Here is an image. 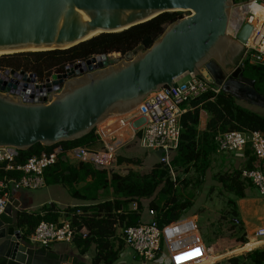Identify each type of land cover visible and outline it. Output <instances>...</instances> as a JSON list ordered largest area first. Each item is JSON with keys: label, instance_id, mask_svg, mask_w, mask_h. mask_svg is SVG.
Masks as SVG:
<instances>
[{"label": "water", "instance_id": "obj_1", "mask_svg": "<svg viewBox=\"0 0 264 264\" xmlns=\"http://www.w3.org/2000/svg\"><path fill=\"white\" fill-rule=\"evenodd\" d=\"M236 6L235 0H0V52L12 54L67 50L94 35L123 32L162 14L191 12L169 25L156 41L146 39L142 51L129 52L123 60L99 56L104 61L99 69L92 66L94 59L87 60L67 75L53 76L46 87L0 75V148L18 154L36 145L54 147L82 139L110 117L134 111L148 96L174 88L188 75L264 110L255 81L233 64L252 33L245 24L236 38L230 35ZM37 89L43 96L28 100ZM15 211H20V204L11 198L0 216V264H61L46 258L57 254L54 249L24 242ZM62 264L75 262L64 257Z\"/></svg>", "mask_w": 264, "mask_h": 264}, {"label": "trees", "instance_id": "obj_2", "mask_svg": "<svg viewBox=\"0 0 264 264\" xmlns=\"http://www.w3.org/2000/svg\"><path fill=\"white\" fill-rule=\"evenodd\" d=\"M182 18L179 12L166 13L123 32L100 34L67 50L0 56V70L12 69L31 73L44 81L52 74L63 73L68 65L85 62L94 56H108L114 53L124 56L129 52L136 54L143 50L142 44L146 39L156 41L169 25ZM242 68L245 78L255 81L257 92L264 97V63L245 62ZM184 106L192 110L181 119V137L171 160L175 178L161 163L156 164L147 174L129 171L127 175H120L98 170L89 163L68 161L67 151L76 148L96 151L100 147L95 131L73 142H63L54 147L36 145L30 150L20 151L14 164H25L32 157L49 154L61 147L63 153L59 161L44 172L45 182L47 186L68 187L74 198L89 203L86 206L68 207L63 210L58 209L55 204H50L42 207L40 213L14 212L15 224L23 232L24 242L30 245L29 236L39 223H58L62 217L61 213L64 212L67 216H73V226L77 229V234L71 244L78 254L84 257L94 248L95 256L90 264H115L126 246L118 230L141 223L144 202H147L148 209L154 212V220L161 228L178 221L193 208L196 192L206 184L214 165L220 161L224 167L226 162V155L218 152L215 141L218 134L230 131H258L264 134V115L242 106L239 100L223 92L216 95L209 91L191 99ZM201 112L208 115L204 131L199 130ZM244 156L247 159L240 168L232 166L224 171L222 168V172L219 171L213 176L215 182L221 183L223 191L232 196L223 218H231L232 226L230 225L229 230L239 227L242 236L237 238V242L241 245H245L247 240L239 220L237 201L246 197L248 184L254 186L251 180L242 177V172L259 167L258 159L251 150H247ZM118 163L135 164V161L122 157L118 159ZM20 176L21 173L6 171L5 164H0V180L5 177L18 179ZM109 192L113 197L101 201L102 194ZM132 204L136 205V210H130ZM78 211L82 214L77 215ZM235 220H239V226H235ZM226 227L227 225L222 226ZM255 242L257 241L250 243ZM237 246L234 243L230 248ZM246 257L242 264H264V250H254ZM74 262L84 264L78 258H74ZM230 262L239 264L241 261L233 259Z\"/></svg>", "mask_w": 264, "mask_h": 264}, {"label": "built area", "instance_id": "obj_3", "mask_svg": "<svg viewBox=\"0 0 264 264\" xmlns=\"http://www.w3.org/2000/svg\"><path fill=\"white\" fill-rule=\"evenodd\" d=\"M235 2L237 6L233 10L237 9L239 11V18L234 21L233 34L230 35L236 38L245 24L252 27L251 36L247 43L244 44L241 62L237 67H242L245 62L249 64H262L264 63V0H235ZM98 57L94 56L91 58L95 60L92 63L95 69H99V64H103L104 62L100 59L98 60ZM123 58L124 56L120 53L107 56V60L109 61L123 60ZM85 62L68 65L63 73L52 74L44 81L39 80L34 74L25 72L22 74L21 71L12 69L0 70V75L7 78L8 81L15 80L23 84L28 82L29 85L42 88L53 82V76L67 75L75 65ZM72 76L76 75L73 74ZM185 78L187 82L180 84ZM51 88L53 89L52 86ZM209 91L216 95L222 92L220 87L208 83L207 80L201 77L194 75L184 76L175 83L174 88H162L148 96L140 104L133 118L135 120L132 123L134 136L126 144L120 143L118 136L111 131V127L103 123L95 130V134L100 141V147L96 151H90L86 148H76L67 151L66 159L74 163L92 164L96 169L105 170L109 174H120L119 171L125 169V167L118 163V151L136 142L139 148L150 152H159L160 163L168 168L175 178L171 164L172 155L179 145L182 116L192 110L184 105L191 99H195ZM47 95L49 96V93ZM42 96L43 91L37 89L35 95L32 97L29 95L27 99L33 98V100H37ZM22 98L25 97L23 96ZM121 123L125 124L124 120H121ZM215 141L219 153H233L236 157L241 158L244 157L247 150L252 151L258 159L259 167L254 170H243L242 177L251 180L258 189L259 194L264 197V134L258 131H230L218 134ZM62 153L63 149L57 147L49 154L43 153L39 157H32L27 163L19 165L14 164L15 158L18 155L15 150L0 148V164H5V170L21 173L18 179L4 178L0 180V216L4 214L10 203L12 190L36 191L47 186L44 172L59 161ZM134 209H136V205ZM61 214L62 217L58 223L45 221L39 223L34 232L29 236L30 245L49 249L58 243L71 244L77 234V229L73 226V216H67L64 212ZM80 214L82 212L78 211L77 215ZM149 214L152 217L155 216L151 210ZM178 221L164 228H161L154 219L149 223H139L136 226L123 227L121 228V238L125 245L138 258L146 262H152L157 260L162 254V246L166 233L171 231L174 224ZM234 224L235 226H239V220H235ZM256 237L257 239H263L264 229L258 230ZM173 260L176 264H212L206 261L202 247L196 252L193 251L189 254H176L173 256Z\"/></svg>", "mask_w": 264, "mask_h": 264}, {"label": "rangeland", "instance_id": "obj_4", "mask_svg": "<svg viewBox=\"0 0 264 264\" xmlns=\"http://www.w3.org/2000/svg\"><path fill=\"white\" fill-rule=\"evenodd\" d=\"M179 13L182 14L183 18H186L191 15V12H188V11H181ZM233 15L235 16L229 27V33L231 35L233 34V27L235 24L234 21H236L239 18V11L236 9ZM31 52H37V51H25L23 53H31ZM16 54H20V53H16ZM0 56L2 57L6 55L4 54ZM186 82H187V79H184L180 82V84H184ZM240 103L242 104V106L248 109H251L253 111H256L260 113L261 115H264L263 109L250 106L249 104L241 102V101ZM225 155L226 157L233 159V164H235L236 168L243 165L242 164L243 159L237 158L233 153H229ZM122 157L135 161V164H122V166L125 167V169L120 170L119 173L123 175H127L129 171H136L142 174H147L156 164L160 163L159 162L160 161L159 152H150L142 148H139L136 142L131 143L125 146L124 148H121L118 151L117 159L122 158ZM217 168L218 166L215 165L211 173L208 175L206 184L201 186L200 190H197L196 192L197 197L195 199L194 206L185 214V216L187 217V216L194 215V214L198 216L200 225L202 227V230H201L202 236L204 240L207 241L208 244H209V241L211 242L215 241L214 240L215 231H218L219 238H217V243H216L217 247L224 246V247L230 248V246H232L234 243L235 244L240 243V242H237V238L241 237L242 233H240L239 227H237L236 229L232 231L229 230L230 225H231V222H230L231 218L230 219L223 218V215L225 214L224 211L228 210V207H229L228 202H229V199L232 198V196L230 194H226L223 191L221 183H219L218 181L215 182L213 180L214 175L218 174L219 171L222 172L225 170V168L223 170L222 169L219 170ZM79 187H81V185ZM30 194L34 197L35 201L37 202V205H39L42 201H45L46 203L52 202L53 204L58 206L59 209L61 210L68 208L70 205H73L74 203L80 204L84 202L82 200L74 198L70 192V188L62 186V185L46 186L43 189L30 192ZM112 197H113L112 193L110 192L104 193L102 194L100 200L104 201L107 199H111ZM34 212L40 213L41 207L38 206L32 213ZM142 216H143V223H149L151 217L148 215V210H146L144 213L142 211ZM223 225H227V227L222 228ZM118 233H120V236H121L122 230L120 229ZM237 245H238L237 247H239L240 244H237ZM235 248H230L228 250L233 251ZM54 250L55 251L67 250L70 258L76 257L74 255H77L79 256L78 259L81 260L80 257H83V256H80L78 252L76 251V249L74 248V246L69 243H58L54 245ZM258 250H264V246L259 248ZM217 252H222V251L217 250ZM247 255L248 254L242 255V257L239 258V260L242 262L243 259L247 258L246 257ZM94 256H95V251H94V248H92V250L84 257V259L87 262H91L92 260H89V259H93L91 257H94ZM230 258H234V257H227V261H226L227 264H231L230 262L231 260H229ZM115 264H140V259L134 258V252L128 246H125L120 254L119 261Z\"/></svg>", "mask_w": 264, "mask_h": 264}, {"label": "crops", "instance_id": "obj_5", "mask_svg": "<svg viewBox=\"0 0 264 264\" xmlns=\"http://www.w3.org/2000/svg\"><path fill=\"white\" fill-rule=\"evenodd\" d=\"M137 108L134 111L129 112V113L114 115L110 117L106 122H104L106 126L111 127V131L114 132L118 136V140L122 144L123 143L126 144V142H128L134 136V130L132 127V123L135 120L133 118L135 116ZM121 120H124L125 124H122ZM207 123H208L207 113L201 112L199 130L204 131L207 127ZM240 159H243L242 164H244L247 158L244 156ZM225 160L226 162L223 164L224 167H222L221 165L222 163L220 161L215 164L218 166L217 169L220 170V168L221 169L225 168L226 170V169L231 168L232 166L235 167V164H233V159L226 157ZM71 163H74V162H71ZM30 192L32 191L12 190V198L17 200L20 204L19 212L26 211L28 213H32L38 206L42 208L46 205L53 204L52 202L46 203L45 201H42L39 205H37V202L35 201L34 197L30 194ZM86 205H89V203H86V202H83L80 204L74 203L73 205H70L69 207H79V206H86ZM134 206L135 204L130 205L131 211L136 210L134 209ZM143 206H144L143 213L146 210H148V215L150 216L149 214L150 210L148 209L147 202H144ZM57 208L59 209L58 206ZM237 208L239 212V220L241 221V224L244 228L243 234H245V238L247 240L246 244L252 241L261 242L262 245L254 249V250H258L259 248L264 246V238L257 239L256 237V232L260 229H264V197L259 194L258 189L256 188L255 185L251 186L248 184V188L246 190V197L244 199L237 201ZM150 217L151 218L149 222H151L154 219V217L152 216ZM141 219H142L141 223H143V216ZM201 230H202V227L200 225L199 218L196 214L180 218L179 221L174 224V227L171 229V231H168L166 233L165 240L162 246L163 247L162 254L160 255V257L157 258V260L152 261V262H146L138 258L135 254H134V258L140 259V264H176L173 260L174 255L180 254V253L183 255L189 254V253H192L193 251L196 252L202 247L203 252L205 253V259L208 263L227 264L226 263L227 257H234V258H230L229 260L239 259L242 257V255L244 254L246 255L254 251V250H251L247 252H241L239 254H229L230 252H233L234 250L229 251L228 249L230 248L222 249L221 247H217L216 245L217 238H219L218 231H215V238H214L215 241L214 242L209 241V244H208L207 241L204 240ZM21 233L23 235L22 231ZM118 234L120 235V233ZM236 244H240V243H236ZM243 246H241L240 244L239 247H236V248L232 247V248H235L236 250ZM33 247H36V246H33ZM52 248H54V246ZM217 250L222 251V252H217ZM74 256H76L74 258H79V256L77 255H74ZM84 257H80L81 258L80 261L84 264H90L91 262H87L84 259ZM89 260H92V259H89ZM245 261L247 262V260ZM240 264H242V262Z\"/></svg>", "mask_w": 264, "mask_h": 264}, {"label": "bare ground", "instance_id": "obj_6", "mask_svg": "<svg viewBox=\"0 0 264 264\" xmlns=\"http://www.w3.org/2000/svg\"><path fill=\"white\" fill-rule=\"evenodd\" d=\"M234 11L235 10H232L230 24L233 21L234 16H235V15H233ZM94 36H97V35H94ZM94 36H91V38L94 37ZM41 50H46V49H31V50H27V51H41ZM12 53H14V52H0V55L12 54ZM260 245H262L261 242H255V243L246 244L243 247H240V248H238L236 250L234 249V251L233 252H230L229 254H239L241 252H247L249 250L251 251V250H254L255 248H257Z\"/></svg>", "mask_w": 264, "mask_h": 264}, {"label": "flooded vegetation", "instance_id": "obj_7", "mask_svg": "<svg viewBox=\"0 0 264 264\" xmlns=\"http://www.w3.org/2000/svg\"><path fill=\"white\" fill-rule=\"evenodd\" d=\"M241 58H242L241 55L238 56L236 59H234L233 64L234 65H239L240 62H241ZM39 249H41V248H39ZM42 249H46V248H42ZM49 249H54V248H49ZM64 257L67 258V259L70 258L67 250L57 251V254H47L46 258L50 262L54 260V261H56V263H58V262L60 263L61 262V264H62V260L64 259ZM72 258L74 259V257H72Z\"/></svg>", "mask_w": 264, "mask_h": 264}, {"label": "clouds", "instance_id": "obj_8", "mask_svg": "<svg viewBox=\"0 0 264 264\" xmlns=\"http://www.w3.org/2000/svg\"><path fill=\"white\" fill-rule=\"evenodd\" d=\"M32 246V245H31Z\"/></svg>", "mask_w": 264, "mask_h": 264}]
</instances>
